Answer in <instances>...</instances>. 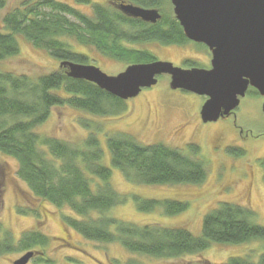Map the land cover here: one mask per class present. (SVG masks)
<instances>
[{
  "label": "trees",
  "instance_id": "16d2710c",
  "mask_svg": "<svg viewBox=\"0 0 264 264\" xmlns=\"http://www.w3.org/2000/svg\"><path fill=\"white\" fill-rule=\"evenodd\" d=\"M76 2L92 5V14L84 15L53 0H28L9 13L3 20L4 32H0V62L19 54L18 36L56 60L83 65L88 58L71 50L67 38L128 65L156 60L149 52L129 45L158 43L182 47L192 43L174 16L171 0H129L126 4L159 11L161 19L155 24L90 0ZM5 3L6 0H0V9ZM125 103L92 83L69 78L65 69L37 78L0 71V155L17 162L19 180L28 185L37 200L58 209L68 208L74 215L63 217L65 225L89 242L118 243L132 253L168 259L201 254L213 243L241 245L255 239L264 241V227L255 223V212L235 204L224 203L207 214L200 236L181 227H140L111 217L109 212L125 204L128 198L114 188L113 172L102 164L105 150L97 132L90 134L79 148L37 133L54 108L69 106L96 117H114L125 111ZM106 146L112 166L129 183L195 185L207 176L203 162L164 144L143 145L131 136L120 135L107 137ZM192 151L196 153L197 149ZM232 153L244 155L242 151ZM132 198L142 213L162 209L166 215L174 216L189 207L179 201ZM47 244V237L29 231L15 246L0 223V255L10 252L13 245L16 250L33 251L36 256L34 249ZM225 264L253 263L238 257ZM257 264H264V255Z\"/></svg>",
  "mask_w": 264,
  "mask_h": 264
},
{
  "label": "rangeland",
  "instance_id": "374dc122",
  "mask_svg": "<svg viewBox=\"0 0 264 264\" xmlns=\"http://www.w3.org/2000/svg\"><path fill=\"white\" fill-rule=\"evenodd\" d=\"M26 1L6 0L5 7L0 9V32H4L5 17ZM53 1L72 6L84 15L92 14V5L78 4L76 0ZM90 1L119 11L120 4H129V0ZM17 40L19 54L1 61V72L37 78L62 69V62L52 58L47 51L35 48L22 36ZM67 43L71 50L86 55L88 62L85 65L96 66L108 75L115 76L128 67L127 63L73 39L67 38ZM129 46L147 51L156 61L172 63L175 67L188 69L193 65L199 69H210V52L194 43L182 47L158 43ZM170 82L169 76L159 77L156 86L143 89L137 98L127 101L125 111L119 116L96 117L69 106L54 108L46 122L37 128V133L43 138L61 140L79 148L90 134L97 132L101 148L105 150L102 164L112 170L114 188L128 198L125 204L109 212L111 217L140 227H181L194 236H200L203 218L228 203L253 210L255 223L264 227V98L251 92L241 100L231 120L221 119L206 125L201 120L200 111L207 98L173 91ZM120 135L131 136L143 145L164 144L186 156L190 154L191 158L204 163L207 176L202 183L195 185L145 186L129 183L112 166L107 152L106 138ZM192 149H197L196 153ZM234 150L242 151L244 155L235 156ZM17 169L14 159L0 155V223L15 246L29 231L48 238L45 247L34 249L38 255L33 256L29 264H204V261L205 264H225L238 257L257 264L264 255V241L259 239L241 245L213 243L201 254L168 259L132 253L118 243L89 242L65 225L63 217L74 214L68 208L58 209L37 200L28 185L19 180ZM134 196L145 200L185 202L189 207L174 216L166 215L162 209L142 213L133 201ZM29 252L16 250L12 245L10 252L0 255V264H13Z\"/></svg>",
  "mask_w": 264,
  "mask_h": 264
},
{
  "label": "water",
  "instance_id": "95a60500",
  "mask_svg": "<svg viewBox=\"0 0 264 264\" xmlns=\"http://www.w3.org/2000/svg\"><path fill=\"white\" fill-rule=\"evenodd\" d=\"M171 4L186 38L209 49L210 69H183L160 61L131 64L115 76L68 61L60 68L69 78L92 83L125 102L156 86L159 77L169 76L171 90L207 98L200 111L204 124L230 117L250 88L264 98V0H171ZM119 7L147 23L161 19L157 10ZM33 256L29 252L14 264H28Z\"/></svg>",
  "mask_w": 264,
  "mask_h": 264
},
{
  "label": "flooded vegetation",
  "instance_id": "af4514ba",
  "mask_svg": "<svg viewBox=\"0 0 264 264\" xmlns=\"http://www.w3.org/2000/svg\"><path fill=\"white\" fill-rule=\"evenodd\" d=\"M195 44V43H194ZM196 45H199V46H201V47H203V48H205V49H207L204 45H201V44H196ZM209 51V50H208ZM210 52V51H209ZM210 55H211V53H210ZM211 58H212V55H211ZM212 60V59H211ZM186 65H187V62H186ZM210 68H211V62H210V66H209ZM188 69H193V68H196V67H193V65H192V67H187ZM250 91H256V90H254V89H252V88H250L249 90H248V94L250 93ZM257 92V91H256ZM247 94V95H248ZM234 117V113L230 116V117H228V118H224V119H222V120H231L232 118ZM220 121V120H219ZM206 125H208V124H206ZM241 133H243L242 131H241ZM37 253V252H36ZM37 255H38V253H37ZM36 255V256H37ZM30 263V262H29Z\"/></svg>",
  "mask_w": 264,
  "mask_h": 264
}]
</instances>
